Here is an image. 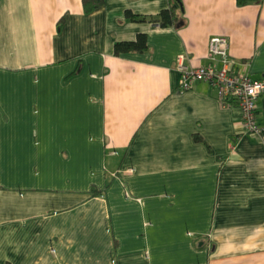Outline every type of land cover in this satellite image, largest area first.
Masks as SVG:
<instances>
[{"label": "crops", "instance_id": "0c3cea01", "mask_svg": "<svg viewBox=\"0 0 264 264\" xmlns=\"http://www.w3.org/2000/svg\"><path fill=\"white\" fill-rule=\"evenodd\" d=\"M169 1L0 0V264H264V95L249 132L179 69L224 35L231 70L264 79V0L126 19ZM139 33L146 51L115 53Z\"/></svg>", "mask_w": 264, "mask_h": 264}, {"label": "built area", "instance_id": "2783aa9c", "mask_svg": "<svg viewBox=\"0 0 264 264\" xmlns=\"http://www.w3.org/2000/svg\"><path fill=\"white\" fill-rule=\"evenodd\" d=\"M230 40L218 35L210 39L209 56L212 62L196 68L180 64L184 89H191L196 81H205L217 89L218 98L223 104L234 105L241 110L249 132L261 130L258 119L259 98L264 95V79H254L250 75L231 70L234 63L230 56ZM221 59L223 66H219Z\"/></svg>", "mask_w": 264, "mask_h": 264}, {"label": "trees", "instance_id": "16d2710c", "mask_svg": "<svg viewBox=\"0 0 264 264\" xmlns=\"http://www.w3.org/2000/svg\"><path fill=\"white\" fill-rule=\"evenodd\" d=\"M250 2H261V0H238V4L241 6L247 5ZM105 4V0H83V6L86 13H90L95 9L102 7ZM185 7L183 0H170L168 7L164 8L157 15H142L136 14L131 10H126V19L137 22L152 21L160 24L162 27L173 26L181 28L186 25ZM65 18V16H64ZM63 22V18L61 23ZM228 37V36H227ZM148 35L146 33H139L134 40L130 41H117L114 46L115 53L129 54L144 52L148 49ZM97 189H93V193H97Z\"/></svg>", "mask_w": 264, "mask_h": 264}]
</instances>
